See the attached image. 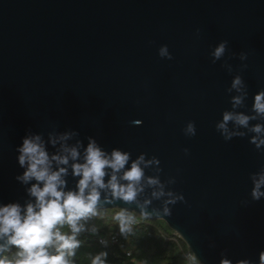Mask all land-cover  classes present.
I'll return each mask as SVG.
<instances>
[{"label":"water","instance_id":"1","mask_svg":"<svg viewBox=\"0 0 264 264\" xmlns=\"http://www.w3.org/2000/svg\"><path fill=\"white\" fill-rule=\"evenodd\" d=\"M221 41L226 53L213 63ZM164 45L172 59L159 55ZM237 75L244 87L231 89ZM261 90L264 0H0V205L34 200L31 183L16 179L23 138L40 135L50 155L77 141L82 154L92 138L109 153L129 152L126 167L141 154L158 161L135 202L102 190L100 210L164 220L201 264H258L264 197L253 200L251 176L264 169V145L250 142V129L264 117L248 128L229 122L237 135L228 141L216 124L225 111L255 115ZM189 122L194 136L184 134ZM64 133L75 135L59 140ZM71 164L66 190L79 179ZM148 178L159 179L163 197L152 196L160 187Z\"/></svg>","mask_w":264,"mask_h":264},{"label":"clouds","instance_id":"2","mask_svg":"<svg viewBox=\"0 0 264 264\" xmlns=\"http://www.w3.org/2000/svg\"><path fill=\"white\" fill-rule=\"evenodd\" d=\"M227 44V41H221L213 49V63L224 57ZM159 55L172 59L166 45L161 46ZM240 58L246 59V54L241 53ZM242 87L244 82L237 75L232 80L231 89L239 90ZM242 102L243 97L240 96L232 99L233 107ZM253 111V116L223 112L222 121L216 124L217 131L228 141L237 135L229 130V122L248 128L250 120L264 117V90L255 95ZM132 123L139 125L141 121L135 120ZM183 131L186 136H194V122H189ZM250 131L256 133L250 142L259 149L264 145V139L259 138L260 134L264 133V125L256 124ZM73 135L75 133H64L59 140L66 141ZM51 143L55 146L57 140L52 139ZM81 147L83 146L79 141L75 146L62 144L59 153L50 155L40 135H28L23 138L22 146L18 147L17 151L18 163L25 171L16 179L25 185L31 183L27 192L34 200H29L23 206L19 203L0 205V264H76L75 258L82 243L78 237L86 230L85 223L100 215L102 190L109 191L115 200L133 203L143 191L141 185L145 179V168L153 162L158 163L155 157L146 161L145 155L141 154L131 162L130 167H126L130 161L129 152L113 149L109 153L92 138H89L82 154ZM70 160L72 175L79 178L75 190H66L65 177L68 175V168L64 166H67ZM251 179V196L253 200L258 201L264 197V191L261 190L264 188V169L252 174ZM147 184L160 187L159 191L152 193L154 198L159 199L165 195L159 179L148 178ZM167 195L172 196V193ZM105 200L111 202L107 201L106 197ZM170 202L175 203L174 200ZM141 215L146 220L150 218V215L143 211ZM164 215L170 216V209L165 208ZM113 219L124 236L132 232L136 223L135 215L126 209L116 212ZM65 226L67 231H63ZM101 243L106 244V241ZM90 264H107V253L101 252L92 256ZM221 264L232 262L222 259ZM238 264L251 262L241 259ZM258 264H264V251L259 254Z\"/></svg>","mask_w":264,"mask_h":264},{"label":"trees","instance_id":"3","mask_svg":"<svg viewBox=\"0 0 264 264\" xmlns=\"http://www.w3.org/2000/svg\"><path fill=\"white\" fill-rule=\"evenodd\" d=\"M119 208L100 210V215L85 223L86 230L79 235L81 247L77 251L76 264H90L92 256L106 252L107 264H201L197 258L187 257L191 251L187 243L162 219H144L135 215L139 222L127 236L121 235L113 219ZM113 229L118 232L116 244L98 242L96 236ZM67 227L63 231H67Z\"/></svg>","mask_w":264,"mask_h":264},{"label":"built area","instance_id":"4","mask_svg":"<svg viewBox=\"0 0 264 264\" xmlns=\"http://www.w3.org/2000/svg\"><path fill=\"white\" fill-rule=\"evenodd\" d=\"M138 222H139V220L136 218L135 224H137ZM175 234L177 236L181 237L178 233L175 232ZM96 238H97L98 242H100V243H101V241H106V244H116L118 242V239H119L118 232L113 230V229L106 231V233H104V234H98L96 236ZM13 251H15V250L13 249ZM186 256L190 257V258L193 257L192 251L186 252Z\"/></svg>","mask_w":264,"mask_h":264}]
</instances>
